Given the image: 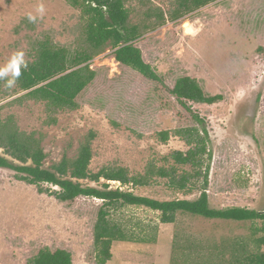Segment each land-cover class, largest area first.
<instances>
[{"label":"rangeland","instance_id":"1","mask_svg":"<svg viewBox=\"0 0 264 264\" xmlns=\"http://www.w3.org/2000/svg\"><path fill=\"white\" fill-rule=\"evenodd\" d=\"M141 1L125 0L130 22L144 18L150 5ZM150 1L164 11L170 8L168 0ZM46 35L73 52L82 43L80 9L68 0H0V69L8 65L16 70L8 64L14 53H22L24 62L31 60L32 45ZM134 44L162 84L144 80L116 62L108 47L90 61L97 75L78 96L76 109L58 111L51 123L43 102L14 100L22 92H0V121L13 115L21 131L40 139L45 168L63 155L74 158L93 132L90 171L124 167L132 176L145 174L150 163L172 165L170 153L188 149L174 129L195 126L211 154L203 156L201 167L203 173L209 167V207L264 211V0H215L145 33ZM184 75L196 78L206 94L223 95L215 104L188 102L203 118L202 125L168 91ZM162 130L169 131L165 142L158 135ZM0 154L13 160L2 148ZM177 170L191 167L177 165ZM204 179L202 173L193 177L188 191L172 187L164 177L149 178L145 185L104 178L80 182L169 201L196 200ZM39 186L0 168V264H29L28 258L42 247L66 248L72 264H96L93 227L101 207L111 223L134 239L114 241L105 264H230L235 257L264 251L261 220L205 219L178 211L173 222L162 223L159 211L141 205L106 204L88 196L60 202L39 193Z\"/></svg>","mask_w":264,"mask_h":264},{"label":"trees","instance_id":"2","mask_svg":"<svg viewBox=\"0 0 264 264\" xmlns=\"http://www.w3.org/2000/svg\"><path fill=\"white\" fill-rule=\"evenodd\" d=\"M170 8L164 11L160 6L153 5L147 0L148 7L143 11L144 18L140 22L129 21V8L125 0H68L72 7L80 9L81 41L82 43L70 52L64 46L56 44L50 36L36 40L32 45L31 60L26 61L27 67H20L19 79L13 87H7V76L0 79V92L12 96L23 94L14 100H32L43 102L45 110L50 115V122L55 123L54 115L61 110H74L78 107L77 98L95 79L96 69L90 67V61L96 55L111 47L112 56L116 62L136 73L140 78L149 82L162 84V78L153 67L144 61L141 50L134 42L145 33L175 22L185 15L215 0H168ZM145 3V1H141ZM146 3V4H147ZM168 91L175 97L178 105L192 116L198 124H203V118L192 111L189 101L194 103L215 104L223 100L222 94L209 95L202 89L198 80L184 75L175 79ZM13 115H8L0 121V148L10 160L0 154V168H7L15 172V178L27 184H50L58 187L56 190L43 189L39 186V193L54 196L60 202H72L80 196L98 198L103 203L141 205L160 212L162 223L175 220L178 211L191 215H199L205 219L220 220H261L264 232V211L231 206L222 209L209 207L207 193V172L209 167L202 170L203 156L210 158L206 147V138L199 134L197 127H179L173 133L188 145L183 152L175 150L170 153L173 164L156 167L148 164L145 174L129 175L124 167L102 168L91 172L89 163L92 158L90 147L94 133L90 132L85 141L78 148L74 158L63 155L49 168L43 166L46 157L40 139L34 133L21 131ZM203 131L205 129L203 128ZM207 135V132H204ZM161 141L169 137L168 130L158 132ZM19 162L16 163L15 161ZM189 164L191 171L178 172L177 165ZM203 174L205 179L199 197L196 200L175 199L160 201L146 196L135 195L119 188L103 189L83 185L80 181L90 179L98 181L100 178L119 181L122 185L148 184L149 178L164 177L167 182L179 190H190L189 181L193 177ZM108 213L103 207L98 211L96 223L93 227V245L96 264H105L112 256L111 244L114 241H132L126 236L119 225L111 223ZM259 242L264 243V235ZM29 264H72L71 253L66 248L42 247L28 258ZM230 264H264V251L248 253L243 259L235 257Z\"/></svg>","mask_w":264,"mask_h":264},{"label":"clouds","instance_id":"3","mask_svg":"<svg viewBox=\"0 0 264 264\" xmlns=\"http://www.w3.org/2000/svg\"><path fill=\"white\" fill-rule=\"evenodd\" d=\"M39 11L41 12V14L43 13V7L42 6L40 7ZM28 18L30 21H35V19H36V17L32 16L31 14H29ZM8 64L9 65H15L16 70L12 71V69L9 68L8 65H6L5 68L0 69V79H4L5 77H7L9 75V72H11V78L7 79V81H6V86L10 88V87H13L15 85L16 81L19 79V76H20L19 68L20 67L26 68L27 65L23 61V54L22 53H14L13 57L9 60Z\"/></svg>","mask_w":264,"mask_h":264},{"label":"bare ground","instance_id":"4","mask_svg":"<svg viewBox=\"0 0 264 264\" xmlns=\"http://www.w3.org/2000/svg\"><path fill=\"white\" fill-rule=\"evenodd\" d=\"M184 28H187L188 30L190 29L187 23L184 25Z\"/></svg>","mask_w":264,"mask_h":264}]
</instances>
